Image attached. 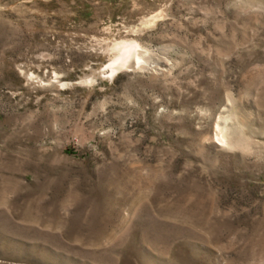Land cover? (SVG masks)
Masks as SVG:
<instances>
[{
  "label": "rangeland",
  "instance_id": "rangeland-1",
  "mask_svg": "<svg viewBox=\"0 0 264 264\" xmlns=\"http://www.w3.org/2000/svg\"><path fill=\"white\" fill-rule=\"evenodd\" d=\"M0 264H264V0H0Z\"/></svg>",
  "mask_w": 264,
  "mask_h": 264
},
{
  "label": "bare ground",
  "instance_id": "bare-ground-1",
  "mask_svg": "<svg viewBox=\"0 0 264 264\" xmlns=\"http://www.w3.org/2000/svg\"><path fill=\"white\" fill-rule=\"evenodd\" d=\"M137 46L138 45L134 42L125 41H121L115 45L118 52H116V56L105 65L106 68H108L110 76H114L121 67L130 66V64H132V66L141 64L143 60L136 52ZM218 139L223 143L225 142L224 136H221Z\"/></svg>",
  "mask_w": 264,
  "mask_h": 264
}]
</instances>
